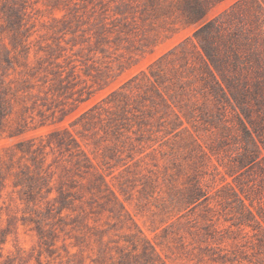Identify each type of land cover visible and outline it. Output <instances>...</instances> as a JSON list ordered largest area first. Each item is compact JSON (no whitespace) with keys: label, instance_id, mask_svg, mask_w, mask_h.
I'll return each mask as SVG.
<instances>
[{"label":"rangeland","instance_id":"obj_1","mask_svg":"<svg viewBox=\"0 0 264 264\" xmlns=\"http://www.w3.org/2000/svg\"><path fill=\"white\" fill-rule=\"evenodd\" d=\"M0 264H264V0H0Z\"/></svg>","mask_w":264,"mask_h":264},{"label":"trees","instance_id":"obj_2","mask_svg":"<svg viewBox=\"0 0 264 264\" xmlns=\"http://www.w3.org/2000/svg\"><path fill=\"white\" fill-rule=\"evenodd\" d=\"M216 24L213 23H209L206 24L204 27H202L198 33H197V37L198 36H203L204 34H208L211 30H215L217 29V27H215ZM202 48V53L201 57L204 60L206 66L208 67V69H210V64L214 66V54L210 53V51H208V49H206L204 46L201 45Z\"/></svg>","mask_w":264,"mask_h":264}]
</instances>
